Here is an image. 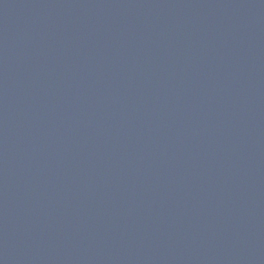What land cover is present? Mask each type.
<instances>
[{"label":"water","instance_id":"1","mask_svg":"<svg viewBox=\"0 0 264 264\" xmlns=\"http://www.w3.org/2000/svg\"><path fill=\"white\" fill-rule=\"evenodd\" d=\"M0 264H264V0H0Z\"/></svg>","mask_w":264,"mask_h":264}]
</instances>
